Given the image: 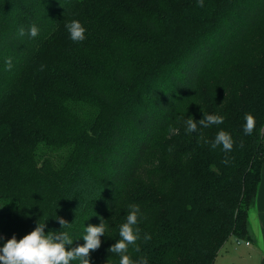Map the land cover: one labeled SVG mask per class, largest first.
Listing matches in <instances>:
<instances>
[{
    "label": "trees",
    "instance_id": "16d2710c",
    "mask_svg": "<svg viewBox=\"0 0 264 264\" xmlns=\"http://www.w3.org/2000/svg\"><path fill=\"white\" fill-rule=\"evenodd\" d=\"M210 113L224 123L186 130ZM221 129L231 152L205 142ZM263 171L264 0H0V244L45 221L71 232L67 250L103 220L90 264H119L109 249L138 204L132 259L216 264L253 238Z\"/></svg>",
    "mask_w": 264,
    "mask_h": 264
},
{
    "label": "clouds",
    "instance_id": "9594fccd",
    "mask_svg": "<svg viewBox=\"0 0 264 264\" xmlns=\"http://www.w3.org/2000/svg\"><path fill=\"white\" fill-rule=\"evenodd\" d=\"M200 7L205 6V0H197ZM70 39L75 42L84 41L86 36V27L78 19H73L66 24ZM25 29L20 28V35H25ZM39 34V28L33 24L27 30V35L36 37ZM8 67H11L9 61ZM225 116L217 113L204 114L200 120H195L191 116L186 119V130L188 132H198L200 128H208L212 125H221L224 123ZM256 123V118L251 113H245L243 131L245 134H251ZM210 143L212 148L222 147L224 152H231L234 145L233 136L230 132L223 129L216 132L214 139L205 141ZM227 163V160H225ZM144 214L138 204L129 205L126 221L119 226V239L109 250L119 257V264H149L146 256L140 255L132 259L129 254L130 246L137 252L140 249L136 242L141 238L139 221ZM61 225L66 226L61 219ZM45 221L39 222L30 233L17 240L13 235L10 239L0 244V264H90V250H96L101 246V236L105 235L108 225L103 221L99 225L89 224L83 227L82 238L84 243L74 248L66 250V246L73 243L71 232L61 231L58 233L45 232ZM147 238V237H145ZM108 264V262H107Z\"/></svg>",
    "mask_w": 264,
    "mask_h": 264
},
{
    "label": "rangeland",
    "instance_id": "374dc122",
    "mask_svg": "<svg viewBox=\"0 0 264 264\" xmlns=\"http://www.w3.org/2000/svg\"><path fill=\"white\" fill-rule=\"evenodd\" d=\"M263 183L264 182L262 180L258 193H260L263 187L262 186ZM256 204H257V200L256 203L251 207L250 220H252L253 226H255L258 229H261L262 224H259L261 220L260 218L257 220L256 212L254 210L257 207ZM263 241L264 239L262 238L261 239L262 245H263ZM249 244L248 245L246 244V240H240V242H238L236 238L232 237L220 252L216 264H262V258L260 254L254 253L253 251L256 245L254 238H251L249 240Z\"/></svg>",
    "mask_w": 264,
    "mask_h": 264
},
{
    "label": "crops",
    "instance_id": "0c3cea01",
    "mask_svg": "<svg viewBox=\"0 0 264 264\" xmlns=\"http://www.w3.org/2000/svg\"><path fill=\"white\" fill-rule=\"evenodd\" d=\"M262 180L264 182V171H263ZM262 186L263 187H262L260 193H258V197H257V204H256L257 207L254 209L255 212H256L257 220L259 218L261 220V222H259V224H262L261 229H258V228H256L255 226L252 225V220H250L251 211L249 213V222H250V226H251V229H252L254 241L256 242V245H255V248H254L253 251H254V253H259L260 254V256L262 258V264H264V241H263V245L261 243V239L262 238L264 239V183H263ZM238 242H240V240H238ZM249 245H251V244H249Z\"/></svg>",
    "mask_w": 264,
    "mask_h": 264
},
{
    "label": "built area",
    "instance_id": "2783aa9c",
    "mask_svg": "<svg viewBox=\"0 0 264 264\" xmlns=\"http://www.w3.org/2000/svg\"><path fill=\"white\" fill-rule=\"evenodd\" d=\"M247 244H249V242H247Z\"/></svg>",
    "mask_w": 264,
    "mask_h": 264
}]
</instances>
